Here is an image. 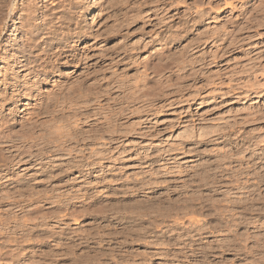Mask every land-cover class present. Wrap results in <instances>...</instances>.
I'll list each match as a JSON object with an SVG mask.
<instances>
[{"label":"rangeland","instance_id":"rangeland-1","mask_svg":"<svg viewBox=\"0 0 264 264\" xmlns=\"http://www.w3.org/2000/svg\"><path fill=\"white\" fill-rule=\"evenodd\" d=\"M128 1L113 16L86 0L90 37L41 92L100 83L73 129L107 140H71L73 156L27 170L0 163V264H264V0ZM5 57L0 137L22 151L21 127L53 123L50 99L10 116L4 94L23 79Z\"/></svg>","mask_w":264,"mask_h":264},{"label":"bare ground","instance_id":"bare-ground-1","mask_svg":"<svg viewBox=\"0 0 264 264\" xmlns=\"http://www.w3.org/2000/svg\"><path fill=\"white\" fill-rule=\"evenodd\" d=\"M20 1L0 0L2 2L0 3V54L3 52L6 55L8 65L13 63L16 67L20 66L17 68L20 70L18 75L23 79V85L18 86L13 91L12 96L4 94L6 97L3 101L9 102L10 116H13L17 113L14 107L21 104L23 100L33 98V96L46 97L50 99V103L43 104L42 109L50 115L53 122L44 126L43 124L39 125L38 121L35 120L36 122L21 127V130L17 132L18 137L21 142L28 143L24 145L22 151H19L21 147H18L17 144H10L8 141H3V137H0V163L7 168L18 167L27 170L28 166L42 163L44 160L54 158L57 155L73 156L74 149L65 152L66 148H64V145L71 140L80 138L83 141L91 140L95 143L98 140H107V136L106 131L102 128L93 129L95 131L91 130L93 134L90 136H87L89 133L86 132L85 128H81L80 131L73 129V125L76 126V123L79 122V119H76L80 114L78 113L79 109L87 110L91 102L90 99L93 96L99 98L101 95L102 85L100 83L94 86L83 82L70 87L57 85V91L49 92L46 95L41 93L46 84L53 80L56 81V75L61 69L63 55L66 53L74 55L70 46H75V41L80 37H90L87 29L84 32L80 31L83 22L77 18L78 13L83 10L86 0H61L50 7L41 4V0H22L23 14L17 13ZM172 1L174 0H144L143 6L157 8L156 10L164 12L169 2ZM87 2L90 6L92 1ZM182 2L180 0L176 3L179 5ZM128 4H130L128 0H108L106 10L108 14L119 16L120 13L118 14V12L122 11ZM96 6L97 4H93L81 14L85 15ZM56 20H58L59 28H57ZM74 24L77 28H73ZM130 26L129 23L126 25L120 23L115 26L117 27L115 31L120 34L122 30L128 29ZM59 31L62 34H59ZM43 38L45 40L40 41ZM46 40L47 42H45ZM44 42L46 45H43ZM55 42L59 45L54 46ZM55 49L58 50L55 51ZM124 51L128 52L129 50ZM12 69L11 72L16 75L15 69ZM1 108L3 109L4 106L2 105ZM67 110L71 112H66ZM80 115L85 116L86 111L81 112ZM13 121V119L8 120L7 124L14 130ZM31 122L33 121L31 120Z\"/></svg>","mask_w":264,"mask_h":264}]
</instances>
